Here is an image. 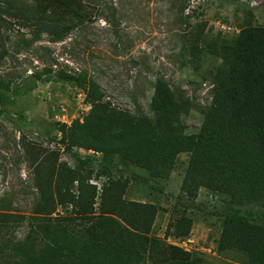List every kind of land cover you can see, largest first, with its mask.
Instances as JSON below:
<instances>
[{"label":"trees","instance_id":"obj_1","mask_svg":"<svg viewBox=\"0 0 264 264\" xmlns=\"http://www.w3.org/2000/svg\"><path fill=\"white\" fill-rule=\"evenodd\" d=\"M24 2L0 0L2 17H16L22 26L34 24L53 34L48 29L53 22L36 17L35 9L29 16ZM57 2L68 10V0ZM2 17L0 23L7 24ZM55 26L60 32L55 40L63 39L69 27ZM210 52L220 66L197 133L187 134L184 128L189 99L161 79L154 84L149 115H130L105 102L99 87L84 75L58 71L59 79L84 89L90 106L65 137L71 145L99 152L105 160L116 156L154 179H168L179 154L188 153L182 195L194 200L204 188L228 197L217 255L239 251L246 264H264V26H248ZM51 73L47 71L44 82L52 80ZM9 85L0 78V100ZM43 154L34 160L37 197L31 214L0 211V264H206L201 256L166 241L189 237L192 220L185 214L171 215L163 239L152 236L158 209L125 199L130 182L125 168L98 193L89 183L92 176ZM111 171L101 176L109 177ZM58 208L65 214H55ZM24 223L26 233L17 238L15 231Z\"/></svg>","mask_w":264,"mask_h":264},{"label":"rangeland","instance_id":"obj_2","mask_svg":"<svg viewBox=\"0 0 264 264\" xmlns=\"http://www.w3.org/2000/svg\"><path fill=\"white\" fill-rule=\"evenodd\" d=\"M68 2V10L57 0L24 2L29 16L35 9L36 17L53 22L48 26L53 34L34 24L22 26L16 17H2L4 3H0V17L7 23H0V78L10 84L0 100V211L31 214L37 197L34 160L40 151L45 158L56 156L60 163L90 177L121 165L130 179L125 199L151 203L159 211L153 237L163 239L172 214H185L193 228L189 251L206 264H246L239 251L216 253L228 197L210 193L189 200L182 195L179 182L188 153L179 154L171 175L162 180L116 156L105 160L99 152L69 144L66 129L75 120L81 122L90 106L80 85L56 74L84 75L99 87L105 102L130 115H149L154 84L161 79L189 99L191 109L183 123L187 134H195L220 66L210 52L212 46L233 41L248 26H264V0ZM55 23L69 27L61 40H55L59 31ZM48 70L53 78L46 83ZM55 214L65 211L58 208ZM26 230L24 223L15 236L22 238ZM166 241L178 243L173 238Z\"/></svg>","mask_w":264,"mask_h":264},{"label":"built area","instance_id":"obj_3","mask_svg":"<svg viewBox=\"0 0 264 264\" xmlns=\"http://www.w3.org/2000/svg\"><path fill=\"white\" fill-rule=\"evenodd\" d=\"M240 1H245V0H240ZM122 166L118 165L117 168L113 169L110 173V176H99L96 177L95 174L92 175L91 179L89 180V183L96 187V190L98 193H100L102 191V189L104 188V186L110 181V179L113 180H117L120 177V171L122 170ZM193 240L190 238H186V239H182L179 240L178 243L176 244L177 246H179L180 248H182L185 251H189L188 250V245L189 244H193Z\"/></svg>","mask_w":264,"mask_h":264},{"label":"crops","instance_id":"obj_4","mask_svg":"<svg viewBox=\"0 0 264 264\" xmlns=\"http://www.w3.org/2000/svg\"><path fill=\"white\" fill-rule=\"evenodd\" d=\"M180 184H181V181L179 182V187H180ZM210 193H214V192L202 188V189H200V190L198 191L197 198H199L200 196L210 195ZM142 203H143V202H142ZM158 213H159V211L157 212V216H158ZM157 216H156V218H157ZM154 225H155V223H154ZM153 229H154V226H153ZM192 230H193V228H192ZM152 232H153V231H152ZM191 234H192V231H191ZM173 243H174V242H172L171 244H173Z\"/></svg>","mask_w":264,"mask_h":264},{"label":"clouds","instance_id":"obj_5","mask_svg":"<svg viewBox=\"0 0 264 264\" xmlns=\"http://www.w3.org/2000/svg\"><path fill=\"white\" fill-rule=\"evenodd\" d=\"M173 240H174V241H179V240H176V239H173ZM173 244L176 245L177 243L174 242Z\"/></svg>","mask_w":264,"mask_h":264}]
</instances>
